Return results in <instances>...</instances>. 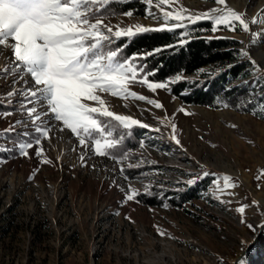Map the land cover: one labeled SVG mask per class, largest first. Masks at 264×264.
Instances as JSON below:
<instances>
[{"label": "rangeland", "instance_id": "rangeland-1", "mask_svg": "<svg viewBox=\"0 0 264 264\" xmlns=\"http://www.w3.org/2000/svg\"><path fill=\"white\" fill-rule=\"evenodd\" d=\"M142 2L144 16L124 13L105 18V24L161 27L159 10L150 8L147 0ZM226 4L244 14L250 31L239 26L235 31L223 26L216 32L212 26L200 31L208 38L238 43L235 59L226 66L246 65L226 87H233L238 99L264 102V0H226ZM179 5L192 14L221 7L214 0H179ZM253 17L258 23H251ZM175 23L170 20L168 25ZM184 24L194 23L185 20ZM12 68L11 51L0 47V69H8L0 72V103L8 107L0 112V152L7 145L18 152L7 159L0 156V264H234L250 247L258 225L264 224V120L232 108L183 104L171 93V85L199 75L175 74L155 92L132 84L130 91L144 96L143 101L100 94L110 111L149 127L142 128L145 134L139 146L126 158H116L115 148L99 156L91 137L86 147L80 146L77 136L61 122L44 115L46 104L28 103L33 99H26L27 90L34 87L31 77L22 67ZM32 107L37 113L29 117L27 110ZM36 115L41 119L33 123ZM106 123L121 144L128 129L110 118ZM171 125L176 127L179 145L171 138ZM38 127L47 130V138L36 131ZM11 134L23 140L8 139ZM93 137L99 138L96 133ZM25 143L33 144L27 156L19 147ZM37 148L43 149L41 156L36 155ZM132 170L141 171L131 174ZM225 175L236 185L226 190L230 195L218 191L214 183L219 181L222 188ZM207 179L209 185L197 198L180 208L144 204L154 187L184 191L196 182L201 187ZM130 189L136 192L133 200L126 198ZM241 205H247L243 217L236 211ZM242 218L253 229L242 224ZM242 260L262 264L264 232Z\"/></svg>", "mask_w": 264, "mask_h": 264}, {"label": "snow or ice", "instance_id": "snow-or-ice-1", "mask_svg": "<svg viewBox=\"0 0 264 264\" xmlns=\"http://www.w3.org/2000/svg\"><path fill=\"white\" fill-rule=\"evenodd\" d=\"M214 2L221 7L192 14L189 9L179 5V0H147L150 8L159 10L163 25L159 28L142 25L121 28L118 25L105 24L106 17L101 10L110 0H0V47L11 51L12 71L22 67L31 77L34 87L27 90L26 99H33H28V103L46 104L48 111L44 115L51 114L56 121L61 122L64 128L77 136L82 147H86V140L91 137L94 153L104 156L108 154L107 150L120 144L119 139L113 138L111 125L106 123L109 118L125 129L136 125L141 128L149 126L128 116L113 113L100 94L143 101L146 99L144 96L130 91L132 84L146 85L153 92L166 87L164 83L149 82L147 75H142L144 66L135 63L136 59L142 57L121 58L122 47L113 49L111 45L121 37L130 38L136 33L183 28L185 20L190 23L202 19L210 20L213 32L218 31L221 26L229 31H235L237 26L244 32L250 31L249 22L244 19L243 13L227 7L226 0ZM166 8L170 10H165ZM125 15L131 16L132 13ZM170 20L176 23L169 26ZM251 23H258L257 18L253 17ZM252 63L259 70L255 61ZM7 71L8 69H0V72ZM176 79L179 80L180 77ZM86 101L94 102L97 106H91ZM147 102L156 108L162 107L158 102ZM27 113L32 117L37 113V108H29ZM100 118H104V121ZM40 119L41 116L36 115L33 123ZM171 129V138L179 145L180 141L175 136V125H171ZM36 131L45 138L48 137L47 130L38 127ZM93 133L98 134L99 138L93 137ZM36 144H40L39 139H36ZM19 147L21 154L27 156V149L32 148L33 144L25 143ZM141 147H144L143 143ZM42 154L43 149L37 148L36 155ZM48 162L42 160V163ZM208 175V172L204 173V176ZM222 180V188L219 181L214 182L217 190L230 195L226 190L236 185L227 175ZM129 192L126 198L133 200L136 192L131 189ZM246 207L247 205H241L236 211L243 217ZM241 223L253 229V225L243 218ZM259 227L264 231V225ZM238 264H244V261L241 259Z\"/></svg>", "mask_w": 264, "mask_h": 264}, {"label": "trees", "instance_id": "trees-1", "mask_svg": "<svg viewBox=\"0 0 264 264\" xmlns=\"http://www.w3.org/2000/svg\"><path fill=\"white\" fill-rule=\"evenodd\" d=\"M101 12L106 18L129 12L144 16L145 5L142 0H113ZM211 26L210 21L200 20L183 28H176L175 31L136 33L130 38L125 36L115 40L111 48L122 47L121 58L142 57L136 59L135 63L144 66L142 75H147L149 82L162 83L170 76L180 73L186 76L199 75L198 79L182 80L171 85V93L183 104L202 105L213 109L232 108L264 120V102L261 99L257 98L246 102L244 101L245 97L238 99L234 94L233 87H226L227 81L229 82L240 75L246 64L236 63L226 66L227 63L235 59L238 53L236 48L238 43L232 39L205 37L206 34L204 35L200 30L209 29ZM192 30L196 31L191 32ZM184 31H187V34L180 36ZM207 67L212 70L201 71ZM214 68H218V70H214ZM149 73L151 75H148ZM243 75L249 78L247 73ZM7 108V105L0 103V112ZM125 132L124 141L114 149L115 157L118 159L130 155L139 146L140 138L145 134V131L138 126H132ZM8 139L19 142L22 138H16V135L11 134ZM4 148L5 150L0 152L3 159L18 154L14 147L7 145ZM140 171L132 170L131 174L133 172L137 174ZM209 183L210 180L207 179L199 187L196 182L184 191L154 187L144 197V204L148 207L166 205L180 208L183 204L197 198Z\"/></svg>", "mask_w": 264, "mask_h": 264}, {"label": "water", "instance_id": "water-1", "mask_svg": "<svg viewBox=\"0 0 264 264\" xmlns=\"http://www.w3.org/2000/svg\"><path fill=\"white\" fill-rule=\"evenodd\" d=\"M263 225H264V224H263ZM259 226H260V225H258L257 232L255 233V235H254V237H253V239H252V241H251V245H250V247L243 251V253H242V254L236 259V261H235L234 264H238V261L241 260V259L244 257V255L248 252V250H249L253 245H255V244L258 242L260 236H261V235L263 234V232H264V231H262V230L260 229Z\"/></svg>", "mask_w": 264, "mask_h": 264}]
</instances>
